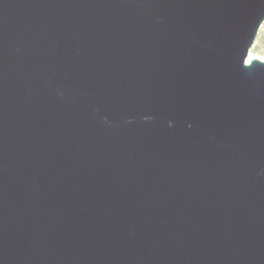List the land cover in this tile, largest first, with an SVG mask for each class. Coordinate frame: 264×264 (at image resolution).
<instances>
[{
	"label": "water",
	"instance_id": "water-1",
	"mask_svg": "<svg viewBox=\"0 0 264 264\" xmlns=\"http://www.w3.org/2000/svg\"><path fill=\"white\" fill-rule=\"evenodd\" d=\"M264 0H0V264H264Z\"/></svg>",
	"mask_w": 264,
	"mask_h": 264
},
{
	"label": "rangeland",
	"instance_id": "rangeland-1",
	"mask_svg": "<svg viewBox=\"0 0 264 264\" xmlns=\"http://www.w3.org/2000/svg\"><path fill=\"white\" fill-rule=\"evenodd\" d=\"M260 31L261 32L258 38L256 39V42L253 48L251 49L250 54L253 58L263 62L264 61V26Z\"/></svg>",
	"mask_w": 264,
	"mask_h": 264
},
{
	"label": "bare ground",
	"instance_id": "bare-ground-1",
	"mask_svg": "<svg viewBox=\"0 0 264 264\" xmlns=\"http://www.w3.org/2000/svg\"><path fill=\"white\" fill-rule=\"evenodd\" d=\"M253 59H255V58H253V57L251 56V54H250L247 63H249V62H250L251 60H253Z\"/></svg>",
	"mask_w": 264,
	"mask_h": 264
}]
</instances>
